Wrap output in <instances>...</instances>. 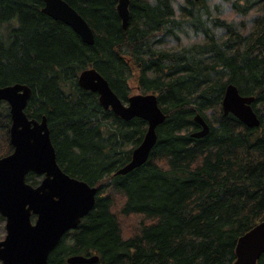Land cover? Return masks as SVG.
<instances>
[{
  "label": "trees",
  "instance_id": "16d2710c",
  "mask_svg": "<svg viewBox=\"0 0 264 264\" xmlns=\"http://www.w3.org/2000/svg\"><path fill=\"white\" fill-rule=\"evenodd\" d=\"M65 1L92 29L93 44L44 14L42 0H0V86L30 87L25 112L46 116L60 167L98 187L94 207L61 238L49 264L93 253L96 262L79 264H233L237 239L264 220V0H233L235 9L256 6L261 16L246 35L225 26L223 39L201 0H183L178 17L173 0H130L125 29L117 0ZM184 27L202 41L157 47V38ZM88 67L123 101L135 77L142 92L157 94L167 117L147 161L124 175L114 172L129 161L146 123L119 118L80 88L77 76ZM228 83L255 97L257 127L223 114ZM197 113L209 124L200 138L190 135ZM9 125L0 101V157L12 151ZM26 179L37 183L32 173ZM256 264H264V252Z\"/></svg>",
  "mask_w": 264,
  "mask_h": 264
},
{
  "label": "water",
  "instance_id": "95a60500",
  "mask_svg": "<svg viewBox=\"0 0 264 264\" xmlns=\"http://www.w3.org/2000/svg\"><path fill=\"white\" fill-rule=\"evenodd\" d=\"M41 11L68 25L86 44H93V31L86 20L65 0H42ZM197 1V0H195ZM130 0H117L116 10L123 29L129 20ZM262 49L264 51V34ZM80 88L97 94L100 106L128 121L140 118L145 134L131 151L130 159L114 175H124L145 163L156 143V129L166 115L155 93H137L124 103L106 78L95 68L83 69L77 76ZM31 89L22 83L0 86V101L8 104L9 142L12 151L0 157V215L5 236L0 240L1 264H49L50 252L63 235L75 229L94 207L98 187L67 174L58 164L45 115L30 118L25 112ZM253 95H242L233 83L225 87L221 108L247 127H257L259 118L252 104ZM199 128L195 138L209 132V124L199 113L193 117ZM29 173L42 176L36 185L27 182ZM34 217V219L32 218ZM264 252V220L241 235L235 246L233 264H256ZM93 255H71L68 264L93 263Z\"/></svg>",
  "mask_w": 264,
  "mask_h": 264
},
{
  "label": "rangeland",
  "instance_id": "374dc122",
  "mask_svg": "<svg viewBox=\"0 0 264 264\" xmlns=\"http://www.w3.org/2000/svg\"><path fill=\"white\" fill-rule=\"evenodd\" d=\"M199 1V0H198ZM204 7L206 8V14L208 20H216L218 21V25H211V30L215 32V36L218 38L223 37L225 26H230L233 31L238 33H244L246 35L251 27H253V22L255 21L256 16H261L260 8L253 6L248 9V11L243 12L234 8L232 2L233 0H201ZM174 8L176 15L178 17V6L183 3V0H173ZM235 12L237 14H242L245 17H250L251 24L249 26V22L246 19H240L238 23L233 22L230 16L228 15V10ZM205 17V15H204ZM175 35L162 36L157 39H160V43L157 44L159 48L166 49H181L185 47H189L192 44L199 43L202 41V35L200 33H196L190 27H184L181 29L175 30ZM225 38V37H223ZM221 38V39H223ZM135 75V74H134ZM130 92L129 95L143 93L136 83L135 77H132L129 81ZM36 176L37 182L40 180V177ZM4 219H0V240H2L5 236V226Z\"/></svg>",
  "mask_w": 264,
  "mask_h": 264
},
{
  "label": "clouds",
  "instance_id": "9594fccd",
  "mask_svg": "<svg viewBox=\"0 0 264 264\" xmlns=\"http://www.w3.org/2000/svg\"><path fill=\"white\" fill-rule=\"evenodd\" d=\"M228 15L230 16V18L232 19L233 22L238 23V21H239L240 19H246V20H248V22H249V26H250V24H251L250 17H245V16L242 15V14H237V13H235V12H232L230 9L228 10Z\"/></svg>",
  "mask_w": 264,
  "mask_h": 264
},
{
  "label": "bare ground",
  "instance_id": "6f19581e",
  "mask_svg": "<svg viewBox=\"0 0 264 264\" xmlns=\"http://www.w3.org/2000/svg\"><path fill=\"white\" fill-rule=\"evenodd\" d=\"M199 33V32H198ZM215 33V32H214ZM226 33V32H225ZM151 39V38H150ZM205 40V39H204ZM236 41V40H235ZM149 43V42H148ZM154 47V46H153ZM160 49V48H159ZM262 49V48H261ZM192 51V50H191ZM212 51V50H211ZM262 58V57H261ZM259 59V58H258ZM167 61V60H166ZM225 70V69H224ZM178 75V74H177ZM212 75V74H211ZM214 79V78H213ZM214 81V80H213ZM216 81V80H215ZM219 83V82H218ZM248 84V83H247ZM214 87V86H213ZM197 92V91H196ZM192 100V99H191ZM213 100V99H212ZM199 102V101H198ZM205 103V102H204ZM208 106V105H207ZM258 107V106H257ZM216 110V109H215ZM167 118V117H166ZM212 120V119H211ZM172 122V121H171ZM216 125V124H215ZM191 128V127H190ZM224 130V129H223ZM240 131V130H239ZM225 132V130H224ZM145 134V132H144ZM156 135H157V129H156ZM144 136V135H143ZM140 137V136H139ZM143 138V137H142ZM96 186V185H95ZM111 193V192H110ZM247 232V231H246Z\"/></svg>",
  "mask_w": 264,
  "mask_h": 264
}]
</instances>
